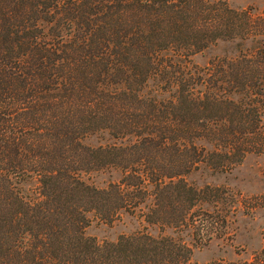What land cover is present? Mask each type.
<instances>
[{
    "label": "trees",
    "instance_id": "trees-1",
    "mask_svg": "<svg viewBox=\"0 0 264 264\" xmlns=\"http://www.w3.org/2000/svg\"><path fill=\"white\" fill-rule=\"evenodd\" d=\"M220 41L242 49L193 63ZM263 108L257 9L0 0V264H199L190 245L166 234L191 228L197 241L202 227L216 229L206 213L193 224L212 189L187 177L264 154ZM100 134L115 142L84 143ZM106 169L121 179L101 188L83 178ZM123 214L138 215L145 231L103 243L87 234L93 219ZM156 225L165 234L147 231Z\"/></svg>",
    "mask_w": 264,
    "mask_h": 264
},
{
    "label": "rangeland",
    "instance_id": "rangeland-1",
    "mask_svg": "<svg viewBox=\"0 0 264 264\" xmlns=\"http://www.w3.org/2000/svg\"><path fill=\"white\" fill-rule=\"evenodd\" d=\"M207 2L226 1L232 8L243 10L257 9L264 13V0H205ZM238 42L220 41L204 54L194 56L193 63L201 67L216 57L236 56L242 47ZM245 50V48H243ZM264 126V108L262 111ZM107 134L95 135L85 140L86 145L97 147L101 144L114 143ZM121 172L115 169L92 171L83 176L84 180L97 187H106L121 179ZM188 183L198 189H212L204 196L202 206L195 208L193 224L199 223L198 215L216 220L211 230L209 225L202 227L194 239L193 230L186 229L176 234L170 229L166 234L181 238L193 248L192 261L207 264L213 261L244 263L251 262L256 255L264 259V154H249L243 162L227 173H217L209 166L201 168L187 177ZM34 184L27 186L33 189ZM203 214V215H202ZM196 220V221H195ZM196 227L199 224L195 225ZM147 227L138 215L123 214L112 223L97 218L88 225L86 232L100 243L115 242L122 235H131L145 231ZM152 235L165 234L161 227L147 228ZM211 230V232H209ZM216 232V233H215Z\"/></svg>",
    "mask_w": 264,
    "mask_h": 264
}]
</instances>
